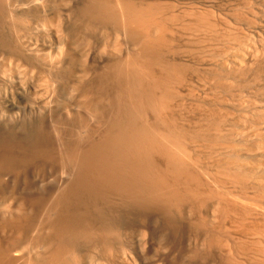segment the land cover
<instances>
[{
    "label": "bare ground",
    "instance_id": "1",
    "mask_svg": "<svg viewBox=\"0 0 264 264\" xmlns=\"http://www.w3.org/2000/svg\"><path fill=\"white\" fill-rule=\"evenodd\" d=\"M47 1L49 2L50 0H0V201H1L0 204H2L1 206L4 209V211L8 209L9 213L8 212L5 213L6 211L4 212L5 213L4 217L8 216V219H9V215H11V217H13V215H12L13 213L17 214V216L20 215V217H21L24 212H28L29 207H33V209H34V207H38V210H36L37 208L35 209L36 211H39L47 219L53 220L52 225H53L54 230H55L53 235H55V233H56V237H58V239H59V241H58L59 246L57 247L58 251L57 252L55 251L56 254L54 253L55 255H52L53 260H56L57 258H60V255H62V253H64L65 251L68 252V249H69L68 247L70 245L68 246L67 240H69V241L74 240L75 241L74 245L77 244L76 240L79 239V241H80V239L86 238L88 235V231H91L89 228L91 226L93 227V225H95V226L98 225L99 226V227L97 226L98 229L99 228L101 229V232L104 236H106V237L113 236L115 234V232L118 229H120L119 227H121L122 224H125V222H126L124 220V218L121 215H119V212L115 213V210H113V207L116 208L114 204L117 203V205H120L119 206L120 210H121L120 207H124L126 209L127 208L130 209L129 210L130 212L132 211V213H134V211H135V212H138V214L140 212H144V211H149V212L151 211L154 214V212L152 210H154L155 212L157 210H159L158 213L161 212L160 213L161 215L163 213L167 217L168 222H170L173 220V217L171 218L172 214L169 215L173 205L176 204V202L177 203L179 201L181 202L182 198L185 197L186 194H187V196L188 195L190 196L193 192H195L194 191L195 189L192 192V190L190 189V187H191L190 185L187 187L185 186L186 191H187V188H189L188 190H191V191H189L190 193L186 192L185 195L182 194L184 191L183 188H185L184 184L187 185L188 178L193 179L194 176L192 177V175H193L192 172H189V174L190 173L192 174V175L190 174L191 177H190V175H188V173H187L188 171L186 170L187 166L185 167V165L183 163L178 164V163H181L182 160H184L182 157H181V160L179 157H177V155L181 156V154H182L181 152L178 151L179 149L178 150L176 149V150L180 154H177L178 153L177 152L176 153L177 155H176L173 152L175 150L176 146H178V145L183 146V142L179 143V144L177 143V141H179V142H180V140L183 141V138L185 135L183 133V131H182V133H183L182 134L180 128H178L180 130V132H178V133L179 134L181 133L183 135V137H182V135L180 134L181 135L180 137L182 139L179 140L178 138H180V137L176 138L177 136H179L178 134L176 136V134H174V132H169L170 130L172 131L174 129V127L177 130L176 126H174V124L172 122H169V123H172V125L169 124V125H171L169 127V125L166 122H164L165 121L164 117L162 118L159 116L160 118H162L161 119L163 121L162 123L167 124V126L163 125L164 127L166 126L169 128H171V127L173 128L170 130L166 129L169 133H172V135L171 134L166 135V133H164V130H163L164 128L163 129L161 128L163 131L160 129L159 132L161 131L162 133L161 132L159 133L158 129L156 127L150 126L148 123L151 113L153 115H155V116L152 115L153 117H156V114L158 111H160V109L162 111L165 108L164 112H166L167 107L164 106L165 102L169 101V98H171L170 100L172 101V99L175 98V97H173V95L174 96L177 95L176 91L173 92L174 87H172L171 90L169 89V87L172 85L171 80L173 81L176 78V77L173 78L174 74H175V76L177 75V77H178V78H176V80L180 79V76L182 74V72L180 70V66H179V64H181L182 62L178 63V66H179L178 68L180 70L179 72H181V73L178 72V74L180 75L179 76L177 73H173L176 71V68H177L176 67L175 71H173L174 70L173 62H169L167 60V58H166L167 61H165V59H164V61L162 60V53L164 56H169V54L165 55V53H164L165 50L163 52V46H165V48H166V44H168L167 47H169V45H170L169 43H172V42H169L170 40H166V39L164 40V38H166V37H160V34L159 35L157 34V33H159V31H161L159 29V26L164 24V23L158 22L159 19H157V17L161 15V14L158 15V12L164 14V12H161V11L163 9L166 10L167 7L159 9L158 5L161 2L159 0H158L159 1L158 5L156 4L158 2L155 3L154 0H82V1L79 0L81 3L79 2V5L76 8H74V6L70 7V5H68L69 3L73 2V1L67 0V2H68V4H66V5H68L67 9L61 7L62 8L61 10H62V12L65 10V12H64L65 14H63V15H65V19L67 20V22H69L68 25L69 24L70 25L68 27L66 26L67 28H65V29L58 28L57 31L59 32L58 34H60L62 32L65 33L66 36L64 35V37H67V39L70 36V40L72 39L71 42L76 41V45H78V46L80 45L79 47H77V46L76 47L79 48V50L81 49L80 50L81 53L79 51L80 54L84 53V55L82 54L84 56V58H86L87 55H89V53H90V55H92L90 48L91 47L93 48V46H91V45L94 43H92L91 40L93 39V34H95L94 33V31L96 30L95 28L100 29L101 31H99V32H98V30H96L98 33H100V32H103L101 28L104 29L108 25L113 26L114 29H117V31L119 30V32H122V37L124 36V41H122L123 40V39H121L122 37L119 38L120 33L118 36H117V34L115 35L116 37H118V38H116L117 40L121 39V40H118L120 42L117 46H116V44H117L116 42H118V41L116 40V42H115L116 44L113 42L115 44V46H114L115 50L117 47L120 46L121 42H125L124 44H127V45H126V47L123 46V48H125L124 51L125 50L130 51V52L125 51L126 53L125 52L124 53L126 55L124 54V56L123 55L121 56V54H119V56H115V57L111 53V55L114 57V59L112 58L111 61H109L107 59L108 61L106 60L107 63L105 64L103 59H106V58L103 57L105 55H102V54H105V52L108 51L109 48H108V50H107V48L105 50V48H103V46L101 44L102 47H100V48H103L104 52L102 51L103 53H100L101 51L99 52L98 51L99 49H97L99 47L96 48L95 45L97 43L100 44L101 42L99 41L100 42L99 43L98 39L94 40V42L95 41H97V42H95V44H94L95 49L93 48V53H95L94 50L96 52L98 51L97 53H100L101 55L97 54V53H96V55L97 56L100 55L103 58L102 59L99 56L100 58L96 57V59H94V60L99 61L100 59H102L103 64H105L106 69H104V67L99 66L100 68H103L104 71H102V72L98 71V73H97L96 69L98 68V66L95 69L92 68L93 70H96L95 72L97 73V75L94 76L96 78H94L93 81H86V79H88L87 77L90 76L89 75L90 74L89 73L90 68L88 69V71H86L85 68H83L82 66H87L85 64H86V61H88L89 57L87 60H82V59L80 60L81 61L80 64L82 66H81V68H79L80 66L78 68L84 69L83 70L84 72H82V73H84L83 75H81L82 73H80V75L78 74V76H77V74L74 75L75 72L73 73V70H71V68L73 66L76 67V65H79V64L74 65L75 63H73V66L70 69L67 68L68 70H66V68H65V71H68L66 74L64 73L65 71L63 72L60 69L65 74V75H63L61 73V71L60 72L58 71L57 66H56L57 65L56 62H58V61L55 62V60H58V59L56 57H53L52 55H50V53H47L44 50V48H45L44 42L45 41L39 40L36 37L30 38V35H32V33H30V31H32V28H34V30H35V31H32L33 34H35V36L37 33H39V31L41 32L40 34H42V30H43V27L45 25L44 23L50 21L49 20L50 17L48 15L47 11L45 10V5L47 4ZM61 1L62 0H52L51 1L53 4V8L51 7V10H52L55 17L57 16V14L59 17L63 16L61 11L58 13L59 5H57V4H59V2L61 4ZM75 1L76 0H74L73 4L75 3ZM76 4H75V6H76ZM64 5H65V2H64ZM47 6H49V5H47ZM62 6H63V4H62ZM65 6H63V7H65ZM48 8H50V6ZM168 9H169V7H168ZM34 10H35V13L38 14L37 16H35L36 14L35 15L33 14L34 16L30 15L31 13H34L33 12ZM198 12H199V9H198ZM46 13H47L49 19L47 18ZM49 13H51V12H49ZM27 15H29V17ZM54 16L52 15V17H54ZM204 16H202V17H204ZM232 16L234 17V15H232ZM27 17L28 18L35 17V18L32 19L33 23H30V25H29V29H31V30L30 31L27 30L25 32L26 33L25 35H29V37L26 38L22 32V28L24 30V27H25L24 25L28 24V22H29V21H27L28 19H26ZM71 17L73 18V21H72ZM160 17H162V16H160ZM170 17H171V19H169V21L171 20L170 21L171 23L173 21H176V19H174L172 16H170ZM61 18L62 17H60V18L56 17V19H58V21L60 20V23H61V20L64 19V16L62 19ZM166 18H168V17H166ZM166 18L164 19L163 22L166 21V23H167ZM172 19H174V20L172 21ZM46 20H48V21H46ZM53 20H55V19H53ZM41 21L43 23H41ZM176 22H179V21H176ZM50 23H51V21H50ZM198 23H199V21H198ZM56 24H58V23H56ZM158 24H159V26H158ZM176 24H178V23H176ZM11 25L14 28L11 29V27H12ZM7 26L10 28V30L14 29V31H12L13 33H11L8 30L9 28ZM58 26H59V24H58ZM184 26H186V25H184ZM163 27H165V26L162 25L161 28L163 29ZM166 27H169V26H166ZM166 27H165V29H167ZM170 27H171V25H170ZM177 27H179V26H177ZM189 27H191V26H188V27L186 26V28H189ZM199 27H197V28H199ZM44 28H46V27H44ZM168 29H170V30H163L164 33L167 32L166 34H168L169 31H171V28H168ZM184 30H185V27H184ZM190 30H191V28L189 29V31ZM106 32H107V30H106ZM110 32H112L113 35L115 34V31L111 30ZM208 32H209V30H208ZM116 33H118V32H116ZM161 33H163V32H161ZM164 33H163V35H164ZM193 33H195L194 30H193ZM197 33L200 34V32H197ZM215 34H217V33H215ZM242 34H244V33H242ZM37 35H39V34H37ZM43 35H40V36H43ZM212 35H214V34H212ZM55 36L57 39L56 34L54 35V37ZM61 36L60 37L58 36V37L61 38ZM94 36L96 38V34ZM170 36H171V33H170ZM64 37H62V38H64ZM42 38H40V39H42ZM221 38H224V37H221ZM60 40H62V39H60ZM100 40H101V38H100ZM182 40H183V38H182ZM192 40H193V38H192ZM224 40H226V39H224ZM65 41H66V39H65ZM65 41H64V43H65ZM68 41H69V39H68ZM68 41H66V42H68ZM165 41H167L168 43H166ZM189 41H191V40L189 39ZM198 41H200V40H198ZM53 42H55V41H53ZM71 42H68V43H71ZM209 42H210V40H209ZM68 43H65L64 45H66V44L68 45ZM111 43H109V44H111ZM220 43H223V42H220ZM47 44H49V43H47ZM104 44L105 43L103 42V45ZM109 44H108V47H109ZM200 44L202 45V43H200ZM226 44H227V42H226ZM64 45H62V46H64ZM196 45H197V43H196ZM171 46H172V44H171ZM71 47L72 46H70L69 48L71 49ZM105 47H107V45H105ZM114 47H113V50H114ZM127 47H130V48L126 49ZM176 47H180V46H175L174 51H172L173 54H175L177 52ZM56 48L59 49V47H56ZM48 49H50V48H48ZM110 49H111V47H110ZM67 50H66V52H67ZM117 50L113 51V52L115 53V52H118L119 50L122 52V47H119V50L118 51ZM72 51H75V49H73ZM84 51H86V52L88 51V54L86 53V55H85ZM109 51H111V50H109ZM76 52H78V51H76ZM201 52H203V51H201ZM68 53H70V52L65 53V55L70 57L69 55H67ZM54 54H55V52H54ZM214 54H213V56H214ZM62 55H63V53L61 54V56ZM72 55H73V52L71 54V58H72ZM93 55H92V57H93ZM96 55H94V56H96ZM106 55H108V53ZM171 55L172 54H170V56ZM54 56H57V55L55 54ZM58 56H59V60H60V55H58ZM66 56L63 55L64 58ZM74 57H75V59L72 58L71 61L74 60V62H75V60L77 61V59H79L76 56H74ZM174 57L175 56H173L172 58L174 59ZM179 57H183V56H178V58ZM46 58H48V60H49L48 65L46 63V61H48V60H46ZM71 58H69V60ZM61 59H62V57H61ZM66 59L68 60V58H66ZM53 60L55 63L52 62ZM62 60H64V59H62ZM90 60L92 61L93 59L90 58ZM102 60H100V61H102ZM179 60L181 61V59H179ZM100 61H99V63H100ZM170 61H172V60H170ZM175 61H177V60L175 59ZM96 62L93 66L96 65ZM62 63H64V62H62ZM65 63L67 66L68 62L65 61ZM83 63H85V64H83ZM103 64L100 63L101 66ZM174 64H177V63H174ZM69 65L71 66L72 62H70ZM88 65L91 66L90 64H88ZM156 65L157 66L159 65L158 68ZM66 66L63 65V67H66ZM160 66L162 68L159 69ZM181 66H182L181 69L185 70L186 67H183V65H181ZM184 66H187V65L184 64ZM88 67H86V68H88ZM152 67L156 68L155 70H159V72L164 71L162 74L160 73L161 76L164 73H165V75H163L160 78L159 77L157 78V76H155L156 74L153 73L154 71L152 70L153 69ZM100 68H99V70H100ZM75 69L76 68H74V70ZM79 69H78V71H79ZM161 69H163V70H161ZM95 72H94V74H95ZM76 73H78V72H76ZM172 73H173V76H172ZM183 73H184V71H183ZM185 74H186V72H185ZM84 77H85V79H84ZM92 78H93V75H92ZM171 78H173V79H171ZM185 79H186V76L184 79L182 78L178 82H180L182 84V82ZM170 83H171V85H169ZM174 83L176 84V82H174ZM171 92L174 94L172 95ZM162 102H164V104ZM165 105H167V106L170 105V102H168ZM161 106H163L164 108ZM168 107H170V106H168ZM161 111L158 112V114L163 113ZM88 116H90L92 119L96 120V123H97V129L96 130L97 131L93 130L94 127L91 129L92 125L90 127H89V125H87L89 123L86 124L85 119H87ZM159 117L156 119H160ZM165 117L168 118V116H165ZM167 118H166V120H168ZM153 121H152V123H153ZM157 121H160V120H157ZM91 123H92V120H91ZM75 124L76 125L80 124L77 126L78 128H79V126L82 127V130H81L82 135H80V132L77 131ZM159 125H161V124H159ZM73 132L75 135L73 134ZM53 134H55V135H53ZM95 135H96V137H95ZM173 135H175V138L177 140L174 138ZM174 143H176L177 145L174 146L173 145ZM170 144H172L174 146V149L172 150V145H171V150L173 152V156H172V153L170 152L171 151L170 146H169ZM180 144H182V145H180ZM173 157H174V160H173ZM176 157L179 158L178 160L181 162H178V160L175 161ZM187 164H188V162H186V165ZM182 165H184L185 170H183L184 168L182 169V167H181ZM190 167H192V166L190 165ZM190 167H188V168H190ZM59 170L62 172V173H59L62 177H58V174H56ZM195 174H196V179L199 178V176H200V175L198 176L199 173H195ZM64 175L67 176L66 181H65V179H63ZM187 175H188V177H187ZM169 177L171 180L169 179ZM200 179L201 180H197V181L201 182L202 178H200ZM177 180L181 181V183L182 182L184 183L183 188H182V190H183L182 193L179 192V190L177 192V189L175 190L174 186L175 185L177 186L178 184L180 185V183H178ZM194 180L195 179H193V181ZM193 181H188V183L193 182ZM197 181H195V182H197ZM176 183H178V184H176ZM202 183H205V182L202 181ZM61 184H62V187H60ZM198 184L199 185H196L197 188H198V186H200L202 189L201 184L200 183H198ZM205 184H204V186H205ZM193 187H192V189H193ZM200 187H199V189H200ZM197 192H198V190H197ZM198 195L199 194L197 193V199H199ZM190 197L192 200L193 196L191 195ZM190 197H188V199H187L188 200L187 202H189V203H191L189 200ZM200 197L203 198V196H200ZM202 198H200V199H202ZM112 199H113V201L116 200L117 202L116 201H115L116 203L112 202ZM185 199H184V201H185ZM194 199H195V195H194ZM205 201H206V198H205ZM180 202H179V204H181ZM187 202H185V204ZM194 202L197 203L198 201H196V200L193 201L192 207H193ZM200 202H203V204H206V203H204V200L200 201ZM179 204L174 206V207L177 206L178 210L180 209ZM198 205H199V203H198ZM186 206H188V205H186ZM195 206H197V205H195ZM202 208H204V206ZM181 209H183V208H181ZM189 209H190V207H189ZM196 209H197V207H196ZM198 209H199V207H198ZM200 209H201V207H200ZM35 210L30 209V212L32 211L31 213L33 214V211H35ZM127 210H126V212H127ZM185 210H186V208H185ZM203 210H205V208ZM175 212H180V211H175ZM186 212H187V210H186ZM204 212L207 213L208 211H204ZM37 213H36V215H37ZM40 213H38V214H40ZM181 213H180V218H183V217H181V216H183V215H181ZM198 213H200V211ZM209 213H211V215H213L212 212H209ZM1 214H2V212L0 213V215ZM124 214H126V213H124ZM129 214H131V213H129ZM147 214H148V212H147ZM151 214H149V215H151ZM155 214H154L153 218H155ZM33 215L35 216V214H33ZM122 215H123V213H122ZM133 215H136V214H133ZM178 215H179V213H178ZM145 216H147V215H145ZM157 216H160V215L157 214ZM193 216H194V214H193ZM129 217H130V215H129ZM135 217H133V218L135 219ZM138 217L139 216H137V219H135V220H138ZM198 217H197V219H198ZM16 218H18V217H16ZM37 218H35V219H37ZM147 218L149 220L148 216H147ZM151 218L149 221L154 220L153 218H152L153 220H151ZM157 218L159 220L160 217H157ZM184 218H185V216H184ZM203 218L205 219V216ZM203 218H201V219H203ZM1 219H3V218H1ZM6 219H7V217H6ZM6 219H3L2 222ZM13 219L15 220L14 217H13ZM13 219H9V220L12 221ZM127 219H128V217H127ZM129 219H132V218H129ZM160 219H162V218H160ZM18 220H20V219H18ZM145 220H146V218H145ZM195 220H196V218H195ZM211 220H214V217ZM6 221L8 222V220H6ZM38 221H40V219ZM146 221H145V223H146ZM149 221H147V224ZM155 221H156V219H155ZM164 221L165 220H163V221L160 220V222H164ZM200 221L201 220H199V222ZM202 221H201V223H202ZM7 222L4 221L5 224ZM14 222L15 221H13V223ZM17 222H20V221H17ZM174 222H175V220H174ZM179 222L181 223V220ZM190 222L192 223V221H190ZM196 222L197 221H195L194 223L196 224ZM204 222H205V220H204ZM206 222H208V220ZM10 223H12V222H10ZM10 223H7V224L9 225ZM128 223H126V224H128ZM149 223L152 224V222H149ZM157 223L159 224V222L156 221L155 225ZM185 223H187V221ZM209 223H211L210 220H209ZM15 224H13V225H15ZM153 224H154V222H153ZM162 224L164 225V223H162ZM176 224H177V221H176ZM182 224H181V226H182ZM8 225H7V227H8ZM140 225H142V223ZM166 225L167 226L169 225L167 223V220L165 221V226ZM185 225H187V224H185ZM211 225H213V223L210 224V226ZM15 226H18V225H15ZM95 226L93 227L94 229L97 228ZM127 226H129V224ZM137 226H139V225L137 224ZM159 226H161V225H159ZM167 226H166V230H167ZM174 226L176 227V225H174ZM174 226H172V227L174 228ZM191 226L193 228L194 224L190 225V227ZM199 226L201 228L204 225L202 226L199 223ZM208 226H209V224H208ZM214 226L219 227V225H216V224ZM214 226H213V228H214ZM133 227H134V225H133ZM149 227H150V225H149ZM36 228H39V227H36ZM182 228L184 229V227H182ZM188 228L189 227H187L185 229L188 230ZM194 228L196 229V226H194ZM98 229H96V230H98ZM133 229H135V228H133ZM146 229H148L147 226H146ZM195 229H194V231H192V233L195 232ZM211 229H212V226H211ZM219 229H221V228L219 227ZM226 229H227V227H226ZM164 230H165V228H164ZM187 230H186V232L188 233L189 231H187ZM190 230H192V229H190ZM217 230H218V228H217ZM92 231L94 232V230H92ZM136 231H137V229H136ZM223 231H224V229H223ZM150 232H152V234H153L154 231H150ZM202 232L203 231H201V233ZM204 232H205V230H204ZM165 233H167V232L165 231ZM182 233H183V231H182ZM182 233H180V234H182ZM196 233H197V231H196ZM198 234H199V231H198ZM115 235H117V234H115ZM144 235H146V233ZM159 235L161 236V232ZM187 235H189V234H187ZM150 236H152V235H150ZM154 236L156 238V236H158V235L155 234ZM162 236H164V235L162 234ZM173 236H174V234H173ZM201 236L202 235H200V237ZM223 236H224V234H223ZM91 237H94V236L91 235ZM184 237H186V236L184 235ZM202 237H204V236H202ZM212 237H215V236H212ZM34 238L35 237H33L32 240H34ZM155 238H153L154 244H155ZM162 238H164V237H162ZM95 239H96V237H95ZM145 239H147V238H145ZM161 239H160V241H161ZM166 239H167V236H166ZM37 240H39V238ZM141 240H143V239H141ZM194 240L195 241L197 240L196 237ZM198 240L200 241V239H198ZM35 241H36V238H35ZM35 241H32V243L34 242L33 244H35ZM74 241H72V242H74ZM96 241H97V239H96ZM96 241L94 243H96ZM149 241H150V239H149ZM188 241L190 242L189 239L187 240V243H188ZM191 241H192V239H191ZM210 241L211 240H209V242ZM217 241H218V239H217ZM72 242H70V244ZM90 242H91V240H90ZM220 242L221 241H219V243ZM28 243L30 244V242H28ZM40 243H41V240H39V245H40ZM88 243L85 245H88ZM91 243H93V242H91ZM113 243H115V242H113ZM190 243L187 245H190ZM80 244H81V242H80ZM178 244H180V243H178ZM196 244H197V242H196ZM204 244H206V243H204ZM207 244H209V243L207 242ZM212 244H214V243H212ZM226 244H227V242H226ZM137 245H138V243H137ZM160 245H158V246H160ZM184 245H186V244H184ZM228 245H229V243H228ZM32 246H34V245H32ZM75 246H77V245H75ZM227 246H226V248H227ZM89 247H90V244H89ZM142 247H144V245H142ZM185 247L186 246H184V248ZM235 247H236V245H235ZM9 248H10V246H8L6 249H9ZM92 248H94V247H92ZM106 248H108V246ZM188 248H189V246H188ZM212 248H214V247H212ZM104 249H105V246H104ZM104 249H102V250H104ZM110 249H111V247H110ZM133 249H131V250H133ZM230 249H231V247H230ZM230 249L229 250L226 249V250L230 251ZM185 250L186 249H184L183 252ZM4 251H6V250H3L1 252H4ZM9 251H10V249H9ZM121 251H123V250L121 249ZM67 252H65V254ZM157 252H158V250H157ZM195 252H196V250H195ZM199 252L200 251H198V254L200 255ZM166 253H167V251H166ZM184 253L186 254V252H184ZM184 253H181V254L184 255ZM70 254H71V251H70ZM1 255H3V253L0 254V257H3ZM4 255H6V254H4ZM19 255H20V253H19ZM35 255H36V253H35ZM114 255H116V254H114ZM127 255H128V253H127ZM191 255H192V253H191ZM17 256L18 255H16V257ZM89 256H90V254H89ZM186 256H188V255H186ZM229 256H230V254H229ZM119 257H121V255ZM192 257H194V256H192ZM3 258H1L3 260L2 264H4V261L6 260L5 259L6 257L4 258L5 260ZM151 258H152V256H151ZM157 258H159V257H157ZM29 259L27 261L28 262L27 264L32 262V261L30 262ZM32 259H35V258H32ZM113 259H115V258H113ZM121 259L119 258V260H121ZM129 259H131V257ZM16 260H17V258H16ZM18 260H19V258H18ZM41 260H43V259H41ZM46 260H47V258H46ZM186 260H184V261H186ZM200 260H201V258H200ZM203 260H204V258H203ZM235 260H237V259H235ZM108 261H109V259H108ZM112 261L114 262V260H112ZM0 262H1V260H0ZM6 262L9 263L8 260H6ZM14 262H15V260H14ZM51 262L52 261H50V263ZM55 262H57V260ZM55 262H54V264H55ZM145 262L146 261H144V263ZM211 262H212V260H211ZM10 263L12 264V261H10ZM65 263L68 264V262H65ZM126 263H123V264H126ZM13 264H15V263H13ZM133 264H136V262Z\"/></svg>",
    "mask_w": 264,
    "mask_h": 264
},
{
    "label": "rangeland",
    "instance_id": "2",
    "mask_svg": "<svg viewBox=\"0 0 264 264\" xmlns=\"http://www.w3.org/2000/svg\"><path fill=\"white\" fill-rule=\"evenodd\" d=\"M51 1L52 0H50L49 2L47 1V4L45 5V10L47 11L50 19L46 13L47 18L51 21V23H50V21L44 23L45 24L44 27H46L47 29L43 27L42 34H40L41 32L39 31V33H37L39 35L36 34V36H35V34H33V32H32V31H35L34 28H32V31H30L31 29H29V25H30V23H33L32 19H34L35 17L28 18L29 15H27L28 17L26 19H28L27 21H29V22H28V24L24 25L25 27H24V30L22 28V32L26 38L29 37V35H25L26 34L25 32L28 30V31H30V33H32V35H30V38L36 37L39 40L45 41L44 42V45H45L44 50L47 53H50V55H52L53 57H56L58 59V60H55V62L58 61V62H56L57 63L56 66H57V69L59 72L61 70L64 72L65 68H66V70L70 69L73 66V63H75L74 65H76V64H79V65H76V67L73 66L71 68V70H73V73L75 72L74 75L77 74V76H78V74L80 75V73L84 72L83 71L84 69H79L82 66L80 64L81 63L80 60L81 59L87 60L89 57L88 61H86V64L83 63L87 66H82V67L85 68L86 71H88V69L90 68V70H91V71L89 70L90 76L87 77L88 79H86V81H93L94 78H96L94 76L97 75L98 71L102 72V71H104V69H106L105 64L107 63L108 60L111 61L112 58L114 59V57L119 56V54H121V56L122 55L124 56V54L126 52H130L128 50H125L126 52L124 51L125 48H123V46L126 47V45H127V44H124L125 42H121L122 44L120 43V46H119V47H122L123 53L119 50V47L116 48V50L117 49L119 50V51L117 50L118 52H115V53L113 52V51H116L115 47H114L115 44L117 43L116 46L119 44L120 41H118V40L123 39L122 41H124V36L122 37V32H119V30L117 31V29H114L113 26L108 25L106 27L107 29L101 28L103 32H100V33H98V32L101 30L98 28H95L96 30H98V32L96 30L94 31V33L96 34V38L94 36L95 34H93V39L91 41L94 44H95V42H97V41L94 42V40H97V39H98V42L99 41L101 42V43L99 42L100 44L97 43L98 45L97 44L95 45L96 48L99 47L97 49H99L98 50L99 52L101 51L100 53L104 52L103 48H105V50H106V48H107V50L109 48V50H111L112 52L108 50L105 52V54H102V55H105L103 57L106 58V59H103L100 56L101 54L97 53L98 51L96 52L94 50L95 53H93L94 44L91 45V46H93V48L92 47H91L92 49L90 48L91 54L92 55L93 54L96 55V53L100 54L99 56L104 60L105 64H103L102 59H100L102 61L99 60L100 63L103 64L102 66L100 65L98 60H94V59H96V57H99L97 55L96 56L93 55V57H92V55H90V53H89V55H87V57L85 56L86 58H84V56H83L84 53H82L83 55L80 54L81 49L79 50V48H77L80 45L79 46L76 45V41L71 42L72 39L70 40V36L68 37V39H69V41H68L67 37H64L65 33L62 32V33L58 34L59 32L57 31L58 28L65 29L70 25V24L68 25L69 22H67V20L65 19V15H63V14H65L64 13L65 10L63 9L64 11L62 12L61 9L62 8L67 9L68 5H70V7L74 6V8H76L79 5V2L82 0H80V1L76 0L74 4H73L74 0H71L73 2H71L69 4H68L67 0H64V1L62 0L61 4H60V2H59V4H57V5H59L58 13L61 11L62 15L64 16V19H65V20L62 19L63 16H60V17H62L61 23H60V20L58 21V19H56V17L60 18L58 16V14L55 17L52 10H51V7L53 8V4ZM154 1H155V3L158 2V3H156L157 5L159 4V1L162 2V3L160 2V4L158 5L159 9L167 7L166 10L161 9L162 10L161 12H164V14L158 12V15L161 14L160 16H162V17L157 15L158 16L157 19H159L158 22L164 23V24H162L163 26H165V27L169 26V27H166L167 29H165V27H163V29H162L161 28L162 25L160 24L161 26H159V24H158L159 29L161 31H159V33H157V34L158 35L160 34V37H166V38H164V40L166 39V40H170L169 42H172V43H169L170 44L169 47H167L168 44H166V48H165V46H163V52L165 50V52H164L165 55L169 54V56H164L162 53V60L164 61V59H165V61L168 60L169 62H173V68H174L173 71H175V68L177 67L176 71L173 73L178 74V72L181 70L183 75L181 74V76H182L181 77L178 74L180 76V79H182V78L184 79L186 76L187 80L185 79L184 80L185 82L183 81L181 84L180 82H178L180 79L176 80V78H178L177 75L175 76V74H174V76H173V73H172L173 78L176 77L173 80L174 82H176V84L171 80L172 85H171V83L169 84V85H171L169 87V89L171 90V88L174 87L173 92L176 91L177 95L174 96L173 95L174 93L171 92V94L175 98L172 97L173 98L172 101L170 100L171 98H169V101L165 102V104L170 102V105H168L170 107H168L167 105L164 104V102H162L164 104V106L167 107L166 108L167 113L164 112L165 108L163 106H161L164 108V110L161 111V109H160V111L163 112L165 115L163 113L158 114V112H160V111H158L157 114L155 113L156 117H153L155 115H153L151 113L148 123L150 126L156 127L158 129V132L161 128L162 129L164 128L163 130H164V133H166V135H170V134L172 135V133H169V132H174V134H176V136L178 134L179 136H177L176 138L180 137L183 133L185 134L183 141L180 140V139H182L181 137L178 138L180 140V142L177 141L178 144L183 142V146H179V145L176 146L177 145L176 143L173 144L174 146H176L175 150L179 149L178 151L182 153L181 156L177 155V154H180L177 150L176 151L174 150L173 152L175 154L178 152L176 154L177 157H179L180 160L182 157L186 162H188V164L186 165V162L184 160H182V162H181L178 160L179 158L176 157L175 161L178 160V162H181L178 164L183 163L185 165V167L187 166V168L190 167V165L192 166L188 169L186 168V170L188 171V172L187 171L186 172L188 173V175L191 174V173L189 174V172H192L193 175L192 174L191 175H192V177L194 176L193 179H195V180L193 181L192 178H190L191 180L188 178L187 185L184 184L183 182L181 183V181L177 180L178 183H180V185L178 183H176L178 185L177 186L175 185L174 187H175V190L177 189V192L179 190V192L182 193L183 184H184V187L185 186L187 187L190 185L191 186L190 189L192 190V192L195 189L194 190L195 192H193V193L191 192L192 193L191 195L193 196L192 200L190 197L191 195L187 196V194H186L187 197L186 196L183 197L184 199L186 198L185 201L182 198V201L181 202L179 201L181 204H179V202L178 203L176 202V204H174L173 207L171 208L172 213L170 212V214H169V215H171V214L173 215V216L171 215V218L173 217V220L168 222L167 217L163 213H162V215L160 214L161 212L158 213L159 210H157L156 212L154 210H152L154 212V214L156 213L155 218H153L154 214L151 211L150 212L144 211V212H140L138 214V212L134 211V213H132V211L131 212L129 211L130 209L127 208L128 209L127 210L124 207H120L121 208V210H120L119 209L120 205H117V203H116L117 201L116 200L113 201V199H112V202L116 203V204L113 203L116 207V208L113 207V210H115V213L119 212V215H121L124 218V220L126 221V222L124 221L125 224H122V226L119 227L121 230L118 229L115 232V234H117L118 236L114 234L113 236L106 237L102 234L101 229L100 228L98 229V227H99L98 225H96V226L93 225V227L94 226L95 227L98 226V227L94 229L91 226L93 229L91 227L89 228L91 231H88V235L86 238H82V239H80V241H79V239L76 240L77 244H75V245H77V246L74 245V243H75L74 240H71V241L67 240L68 246L70 245L68 247L69 253L67 251H65V252H67L66 254H65V252L62 253V255H60V258L56 259L57 262H55L56 260H53V258H52L53 257L52 255H55L56 252L58 251L57 247L59 246V242H58L59 239H58V237H56V233H55V235H53L55 232L54 227L52 225L53 220L47 219L39 211H36V210H38V207H34V209H33V207H29L28 212H24L21 217H20V215L17 216V214L13 213L12 215L15 218V220L13 219V217H11V215H9V219H13L11 221L8 219V216H6L7 219H6V217H4L5 213L8 212V209L5 210L6 211L5 212L1 206L2 204H0V213L2 212V214L0 215V244L2 245V246L0 245V252L3 250H6L4 252H1L0 254L3 253V255H1V256H3V257L5 256L6 258L5 257L4 258L6 260H8L9 263H10V261H12V264L13 263H15V264H27L28 263L27 261L30 258L29 261L30 262L32 261V262L29 264H33V263L34 264H36V263L37 264H54V262H55V264H67L65 262H68V264H114V263L115 264H120V263L123 264L126 262H127L126 264H133L135 262H136V264H170V263L171 264H189V263L190 264H201V263L202 264H264V0H159V1L154 0ZM64 2H65V5L66 4H68V5L65 6ZM62 4L65 7H63ZM75 4H76V6H75ZM47 5H49L50 8H48L49 6H47ZM168 7H169V9H168ZM198 9H199V12H198ZM48 11L51 13H49ZM33 12L34 13L30 14L31 16H34L36 14L35 10ZM203 14L204 15L206 14V15L204 16ZM37 15L38 14H36L35 16H37ZM52 15L55 18L52 17ZM232 15H234V17ZM170 16H172L174 19H176V21H179V22L173 21L174 19H172V21L175 24L173 22L171 23L170 22L171 20L169 21V19H171ZM202 16H204V17H202ZM51 17L55 20H53ZM166 17H168V18H166ZM165 18L167 20V23H166V21L163 22ZM71 19L73 21L72 17H71ZM46 21H48V20H46ZM198 21H199V23H198ZM55 22L58 23L59 26ZM41 23H43V22L41 21ZM168 23L171 25V27ZM176 23H178V24H176ZM184 25H186L187 27L188 26H191V27L186 28V26H184ZM177 26H179V27H177ZM184 27H185V30H184ZM197 27H199L200 29ZM12 28H14V27L12 26L11 29ZM168 28H171V31H169L168 34H166L167 33L166 31H165L166 33H164L163 30H170ZM190 28H191V30L189 31ZM105 29L107 30V32ZM8 30L11 33H13L12 31H14V29L10 30V28ZM111 30L115 31L114 35L112 34V32H110ZM193 30L195 33H193ZM208 30H209V32H208ZM116 32H118V33H116ZM161 32H163L164 35L165 34L166 35L164 36L163 33H161ZM197 32H200V34ZM119 33H120V35H119ZM170 33H171V36H170ZM215 33H217V34H215ZM242 33H244V34H242ZM55 34L57 35V39H56V36L54 37ZM116 34H117V36L118 35L120 36L119 38H121V37L122 38L117 40L116 38H118V37L115 36ZM212 34H214L215 36ZM40 35H43L44 37L40 36ZM58 36L59 37L61 36V38H59ZM62 37H64L66 39V41L71 42V43L66 42L65 39ZM221 37H224V38H221ZM40 38H42V39H40ZM100 38L102 41L100 40ZM182 38H183V40H182ZM192 38H193V40H192ZM60 39H62V40H60ZM189 39L192 42L189 41ZM208 39L210 40V42ZM224 39H226V40H224ZM116 40L118 42H116ZM198 40H200V41H198ZM53 41H55V42H53ZM64 41H65V43H68L69 46L67 44L64 45L65 44ZM219 41L223 42V43H220ZM103 42L105 43L104 45H103ZM113 42L114 43L116 42V43L114 44ZM165 42L168 43L167 41H165ZM199 42L202 43V45ZM226 42H227V44H226ZM47 43H49V44H47ZM109 43H111V44H109ZM196 43H197V45H196ZM59 44L60 45L62 44L64 46H62V45L60 46ZM101 44H102L103 48H100V47H102ZM108 44H109V47H108ZM171 44H172V46H171ZM105 45H107V47H105ZM70 46H72L71 49L69 48ZM175 46H180V47H176L177 52L176 53L174 52L175 54H173L172 51H174ZM56 47H59V49ZM110 47H111V49H110ZM113 47H114V50H113ZM48 48H50V49H48ZM129 48L130 47H127L126 49H129ZM69 49L71 51L73 49H75V51H72L73 52L72 58L75 59L74 56H76L77 58H79V59L76 58L77 61L76 60H75V62H74V60L71 61L72 60V58H71L72 52ZM66 50H67V52L71 53V54L70 53L67 54L70 57L65 55V53H67ZM76 51H78V52H76ZM79 51H80V53H79ZM201 51H203L204 53ZM54 52L57 56H54L55 55ZM84 52H85V55H86V53L88 54V51L87 52L84 51ZM60 53L61 54L63 53V55L66 57L64 58L63 55L61 56ZM107 53L109 56L112 53V55H114V57L112 55L109 57L108 55H106ZM170 54L175 56L174 59L172 58L173 57L172 55L170 56ZM213 54H214V56H213ZM58 55H60V60H59ZM177 55L183 56V57L178 58ZM61 57L64 60H62ZM66 58H68V60H69V58H71L69 60L70 62H72L71 66L69 65L70 62ZM90 58L93 59L94 61L93 60L91 61ZM166 58H167V60H166ZM168 58L172 61H170ZM175 59L177 61H175ZM179 59H181V61ZM46 60H48V58H46ZM65 61L68 62L67 66H66ZM52 62L55 63L54 60ZM62 62H64V63H62ZM95 62H96V65L93 66L95 64ZM180 62H182V63L179 64V66H180V70H179L178 63H180ZM46 63L48 65L49 60L46 61ZM174 63H177V64H174ZM88 64H90L92 67L89 66ZM184 64L187 66H184ZM63 65L66 67H63ZM181 65H183V67H186L185 70L181 69L182 68ZM97 66H98V68H97ZM99 66L104 67V69L100 68ZM158 66H157V68H158ZM86 67H88V68H86ZM74 68H76V69L74 70ZM92 68L93 69L97 68L96 69L97 73L95 72L96 70H93ZM99 68H100V70H99ZM152 68H153L152 70L154 71L153 73L156 74V75L155 74L154 75L157 76V78L158 77L160 78L163 75H165V73H164L161 76V74L164 71L159 72V70H155L156 68H154V67H152ZM160 68H162V67L160 66L159 69ZM78 69H79V71H78ZM161 70H163V69H161ZM62 71H61V73L63 75H65L68 72V71H65L64 72L65 74H64ZM183 71H184V73H183ZM76 72H78V73H76ZM94 72H95V74H94ZM181 72H179V73H181ZM185 72H186V74H185ZM83 74L84 73H82L81 75H83ZM92 75H93V78H92ZM173 78H171V79H173ZM84 79H85V77H84ZM157 116L158 117L160 116L162 118L164 117L165 118L164 122H166L168 125L169 124L172 125V123H173L174 126H176L177 130L175 129L174 126H173L174 129L172 127L169 128L171 125H169V127H166L167 124H165V123L163 124L162 123L163 121L161 120L162 118H160V117H159L160 119H156V118H158ZM165 116H168V118ZM166 118L168 120H166ZM87 119H85L86 124L89 123L87 125H89V127L92 125L91 129L94 127L93 130H96L97 129L96 120L92 119L90 116H88ZM91 120H92V123H91ZM151 120L152 121L154 120L153 123ZM157 120H160V121H157ZM169 122H172V123H169ZM159 124H161L162 126ZM78 125H80V124H78ZM78 125H76L77 131L80 132V135H82V132H81L82 127L79 126V128H78L77 127ZM163 125H166V126L164 127ZM178 128H180L181 133L183 131L182 134L180 133L181 135L178 133V132H180V130ZM166 129H168V130L173 129V130L172 131L170 130L168 132ZM73 134H74V132H73ZM53 135H55V134H53ZM173 136L175 138V135H173ZM95 137H96V135H95ZM182 137H183V135H182ZM171 145L172 144L169 145L170 150H171ZM173 145H172V150L174 149ZM180 145H182V144H180ZM172 150L170 152L172 153V156H173ZM174 157H173V160H174ZM184 165L181 166L182 169L184 168L183 170H185ZM59 171L56 174H58V177H62L59 174L62 172L61 171L59 172ZM195 173H199L198 174V176L200 175L199 178L196 179ZM188 175H187V177H188ZM191 175H190V177H191ZM66 177L67 176H65V175L63 176V179H65V181L67 180ZM200 178H202V181L205 182L206 184L202 183V181L201 182L197 181V180H201ZM169 179H170V177H169ZM188 181H193L194 183L189 182L190 183L189 184ZM195 181H197L198 183L201 184L202 189L200 186H198V188H197L196 185H199V184ZM204 184H205V186H204ZM60 187H62V184ZM186 187L183 188L185 191V192L183 191V193H182L183 195H185L186 192L190 193L189 191H191V190H188L189 188H187V191H186ZM192 187H193V189H192ZM199 187H200V189H199ZM197 190H198V192H197ZM196 192L199 194L198 195L199 199H197V193ZM194 195H195V199H194ZM200 196H203V198ZM188 197H190L189 200L191 203L187 202ZM200 198H202V199H200ZM205 198H206V201H205ZM195 200L198 202L197 203L194 202L193 207H192V202ZM199 200L200 201L204 200V203H206V204H203V202H200ZM185 202H187V203L185 204ZM198 203H199V205H198ZM178 204L180 206L179 210H178L177 206L174 207L175 205H178ZM186 205H188V206H186ZM195 205H197V206H195ZM203 206H204L205 210H203L204 209V208H202ZM189 207H190V209H189ZM196 207H197V209H196ZM198 207H199V209H198ZM200 207L202 210L200 209ZM181 208H183V209H181ZM185 208H186L187 212H186ZM30 209L31 210L36 209L35 211H33V214H35L36 217L31 213L32 211L30 212ZM126 210H127V212H126ZM198 210L200 211V213L202 215L200 213H198L199 212ZM175 211H180V212H175ZM204 211H208V212L205 213ZM35 212L36 213L38 212L40 214L37 213V215H38L37 216ZM147 212H148V214H147ZM209 212H212V214L214 216L211 215V213H209ZM122 213L124 216L122 215ZM124 213H126V214H124ZM129 213H131V214H129ZM178 213H179V215H178ZM180 213H181V215H183V216H181L183 218H180ZM128 214L130 215V217ZM133 214H136V215H133ZM149 214H151V215H149ZM157 214L160 216H157ZM193 214H194V216H193ZM145 215H147L149 217V220L151 217L154 220L151 218V220H153V221H149L147 216H145ZM137 216H139L138 217L139 221L135 220V219H137ZM184 216H185V218H184ZM204 216H205V219L203 218ZM16 217H18V218H16ZM34 217L35 218L38 217L40 219V221H38L39 220L38 218L35 219ZM127 217H128V219H127ZM133 217H135V219ZM157 217H160L165 221L167 220V223L169 224L168 226L166 225L167 230H166V226H165V221L160 222V220L161 221H163V220L160 218L158 220ZM197 217H198V219H197ZM213 217H214V220H211ZM1 218L8 220V222L6 220H4L7 223H10V222L13 223V221H15L13 224H15L17 221H20L21 223L17 222L15 224L18 226L13 225L12 223H10L8 225L7 223L5 224L4 221L2 222L3 219H1ZM129 218H132V219H129ZM145 218L147 221L152 222V224L148 222L150 227L147 224V221L145 220ZM195 218H196V220H195ZM201 218H203V219H201ZM18 219H20V220H18ZM155 219L157 222H159V224L157 223L155 225V222H156ZM206 219L208 220V222H206L207 221ZM174 220H175V222H174ZM180 220H181V223L179 222ZM185 220L187 221V223H185L186 222ZM199 220H201V221L203 220L202 223H201V221L199 222ZM204 220H205V222H204ZM209 220L211 223H209ZM145 221H146V223H145ZM176 221H177V224H176ZM190 221H192V223ZM193 221L194 222L197 221L196 224ZM153 222H154V224H153ZM126 223H128L129 226H127L128 224H126ZM136 223L140 227L137 226ZM141 223H142V225H140ZM162 223H164V225ZM199 223L202 226L204 225L203 227H201L203 230L200 228ZM207 223L209 224V226ZM212 223H213V225H211L212 226V229H211L210 224H212ZM181 224H182V226H181ZM185 224H187V225H185ZM189 224L190 225L194 224V226H196V229L194 228V226H193V228H192V226L190 227ZM215 224L219 225V227L221 229H219L218 226H214ZM7 225H8V227H7ZM133 225H134V227H133ZM159 225H161V226H159ZM174 225H176V227ZM146 226L148 227V229H146ZM162 226L165 228V230ZM172 226H174V228ZM186 226L192 230H190L189 228H188V230L185 229V228H187ZM213 226H214V228H213ZM36 227H39V228H36ZM182 227H184V229ZM216 227L218 228V230ZM226 227H227V229H226ZM133 228H135V229H133ZM168 228L169 229L171 228V229L169 230ZM96 229H98V230H96ZM136 229H137V231H136ZM194 229H195V232H194L195 234L192 233V231H194ZM223 229L225 232L223 231ZM92 230H94V232ZM149 230L154 231L153 234L154 235L157 234L158 236H156V238H155V236ZM186 230L189 231L191 234L189 232L187 233ZM204 230H205V232H204ZM165 231L167 233H165ZM182 231H183V233H182ZM196 231H197V233H196ZM198 231H199V234H198ZM201 231H203L204 233L203 232L201 233ZM160 232H161V236L159 235ZM143 233L144 234L146 233V235H144ZM180 233H182L183 235ZM162 234L164 236H162ZM173 234H174V236H173ZM187 234H189V235H187ZM223 234H224V236H223ZM91 235L94 237H91ZM150 235H152V236H150ZM184 235L186 237H184ZM200 235H202L204 237H202V236L200 237ZM211 235L215 236V237H212ZM166 236H167V239H166ZM33 237L36 238V241H35V238H34V240H32ZM37 237L39 238V240H41L42 244L40 243V245H39V240H37L38 239ZM95 237H96L97 241H96ZM152 237L155 238V244L156 245L154 244V240ZM162 237H164V238H162ZM195 237L197 239L196 241L194 240ZM145 238H147V239H145ZM141 239H143V240H141ZM149 239L151 242L149 241ZM160 239H161V241H160ZM188 239L190 240L191 243L189 241L187 243ZM191 239H192V241H191ZM198 239H200V241ZM217 239H218V241H217ZM90 240L93 243H91ZM209 240H211V241L209 242ZM32 241H35V244H33L34 242L32 243ZM72 241H74V242H72ZM95 241L97 244L94 243ZM219 241H221V242L219 243ZM28 242H30V244ZM70 242H72V243L70 244ZM80 242H81V244H80ZM86 242L87 243L89 242L88 245H85V244H87ZM113 242H115V243H113ZM177 242L180 244H178ZM196 242H197V244H196ZM207 242L209 244H207ZM226 242H227V244H226ZM137 243H138V245H137ZM189 243H190V245H187ZM204 243H206V244H204ZM212 243H214V244H212ZM228 243H229V245H228ZM31 244L34 246H32ZM89 244H90V247H89ZM184 244H186V245H184ZM106 245L108 246V248H106L107 247ZM142 245H144V247H142ZM158 245H160V246H158ZM235 245H236V247H235ZM8 246H10V248H9L10 251H9V249H6ZM104 246H105V249H104ZM184 246H186V247L184 248ZM188 246H189V248H188ZM226 246H227V248H226ZM92 247H94V248H92ZM110 247H111V249H110ZM212 247H214V248H212ZM230 247H231V249H230ZM31 248L32 249L34 248L35 250L34 249L32 250ZM102 249H104V250H102ZM121 249L123 251H121ZM131 249H133V250H131ZM184 249H186L184 251V252H186V254L183 252ZM226 249L227 250L230 249V251H227ZM157 250H158V252H157ZM195 250H196V252H195ZM70 251H71V254H70ZM166 251H167V253H166ZM198 251H200L199 252L200 255L198 254ZM19 253H20V255H19ZM35 253H36V255H35ZM127 253H128V255H127ZM181 253H184V255ZM191 253H192V255H191ZM4 254H6V255H4ZM15 254L18 256L16 257ZM89 254H90V256H89ZM114 254H116V255H114ZM229 254H230V256H229ZM120 255H121V257H119ZM186 255H188V256H186ZM151 256H152V258H151ZM192 256H194V257H192ZM3 257H0V260H1L0 264H2V262H3V260L1 259ZM130 257H131V259L132 258L133 259L132 260L129 259ZM157 257H159V258H157ZM16 258H17V260H16ZM18 258H19V260H18ZM32 258H35V259H32ZM46 258H47V260H46ZM113 258H115V259H113ZM119 258L120 259L122 258V259L119 260ZM200 258H201V260H200ZM203 258H204V260H203ZM41 259H43V260H41ZM108 259H109V261H108ZM235 259H237V260H235ZM6 260L4 261V264H6V263L9 264L8 262H6ZM14 260H15V262H14ZM112 260H114V262ZM184 260H186V261H184ZM211 260H212V262H211ZM50 261H52L53 263L52 262L50 263ZM62 261L63 262L65 261V262L63 263ZM144 261H146L147 263L146 262L144 263Z\"/></svg>",
    "mask_w": 264,
    "mask_h": 264
}]
</instances>
